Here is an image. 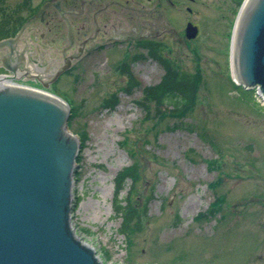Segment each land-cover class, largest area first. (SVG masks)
Instances as JSON below:
<instances>
[{
  "label": "rangeland",
  "instance_id": "374dc122",
  "mask_svg": "<svg viewBox=\"0 0 264 264\" xmlns=\"http://www.w3.org/2000/svg\"><path fill=\"white\" fill-rule=\"evenodd\" d=\"M60 1V11L48 7L44 21L39 15L26 22L17 46L38 50L34 62L46 67L42 78L76 55V67L61 74L55 89L48 87L69 103V129L84 141L74 173V195L81 198L72 217L76 235L103 264H264V100L234 80L237 0H141L143 11L138 3L121 10L108 2L104 8L87 5L86 13L80 0ZM9 2L14 9L19 0ZM97 17L100 24L121 19L120 33L132 38L150 30L148 24L161 34L153 40L163 59L200 72L196 104L186 116H159L154 102L143 108L144 88L165 72L135 41L88 58L77 52L85 36L76 29L94 32ZM66 18L74 22L73 43ZM188 22L198 25L196 37L187 36ZM36 27L46 34L40 41ZM130 75L141 86L130 90ZM19 83L42 88L35 81ZM136 162L140 178L132 201L143 213L152 196L128 239L115 215L114 179Z\"/></svg>",
  "mask_w": 264,
  "mask_h": 264
},
{
  "label": "water",
  "instance_id": "95a60500",
  "mask_svg": "<svg viewBox=\"0 0 264 264\" xmlns=\"http://www.w3.org/2000/svg\"><path fill=\"white\" fill-rule=\"evenodd\" d=\"M236 23L238 80L264 99V0H245ZM70 114L57 95L0 86V264H103L71 225L81 142Z\"/></svg>",
  "mask_w": 264,
  "mask_h": 264
},
{
  "label": "trees",
  "instance_id": "16d2710c",
  "mask_svg": "<svg viewBox=\"0 0 264 264\" xmlns=\"http://www.w3.org/2000/svg\"><path fill=\"white\" fill-rule=\"evenodd\" d=\"M242 1L243 0H237L236 2L240 6ZM32 2V0H19L16 8L10 9L11 4L9 0H0V39L14 36L20 31L21 27L24 26L26 21L30 18V6ZM25 10L28 15L22 13ZM156 48L157 47L153 48L152 56L161 63L165 74L157 84L144 88V98L141 104L144 109H150V102H154V105H156V112L159 116H164L167 111L176 117L186 116L196 104L195 102L201 84V74L199 71L192 73L181 70V68L177 65L175 66L170 59L165 57L163 59L159 53H157ZM128 85L130 86V90L133 87L141 86L140 82L135 80L133 75H130ZM84 137L85 135L83 134L81 139H84ZM139 178V162H136L118 171L114 179L115 198L113 205L115 206V215L122 217L120 231L126 234V238L128 239H130V232L134 231V227L138 228L143 214L147 213V203L152 196L151 195L145 203V211L143 213L140 212L137 202L132 201V192L135 190ZM129 180L131 181L130 189L127 190V195H124L123 192L126 191ZM75 197V207H77L81 198L78 195ZM133 224L134 227H132Z\"/></svg>",
  "mask_w": 264,
  "mask_h": 264
},
{
  "label": "flooded vegetation",
  "instance_id": "af4514ba",
  "mask_svg": "<svg viewBox=\"0 0 264 264\" xmlns=\"http://www.w3.org/2000/svg\"><path fill=\"white\" fill-rule=\"evenodd\" d=\"M81 2V9L82 11H84L86 13V9L85 6L87 5H92L94 7V9H96L97 7L99 8H104L109 6L107 3L110 2V4L115 5L117 8L122 9H126L129 10V8H132V3H138V7L141 8L140 10H146L145 7V3L142 2L141 0H80ZM60 4L61 1L60 0H46V1H41V3H37V4H32V9L34 10V15L33 18H38L40 15V19L42 21L45 20L44 18V14H46V9L48 7L51 6H55L58 8V10L60 11ZM100 6H98V5ZM133 4V5H134ZM98 8V9H99ZM100 10L99 13L97 14V16L100 15ZM40 13V14H39ZM118 12H116L117 14ZM49 14V13H48ZM55 18V17H54ZM95 24L93 27V31L92 33L87 32V30L85 29L84 25L80 26V28H78V30L76 29V32H81L83 31L85 36L84 38H82V40L80 41V45L77 48V52L79 54H83L84 58H88L90 55H92L93 53L98 52V50H102L103 48L109 46V45H120L122 41H135L136 44H134L137 47H144L147 50L153 47V45L155 44V40H153V37H158L161 34H153L151 31V28L147 25V29L150 30H145L146 32L141 33L140 35L137 36V38H132L131 35H122L120 32H122V30L120 29L119 25L123 22L121 21V19H111L108 22H102L101 24L98 21V17L97 19L95 18ZM146 23L147 20L145 19ZM65 22H67L68 24V34L70 36V40L71 43H73L74 38L73 35L75 32H73L74 29V22L70 21V19L66 18ZM144 28H146V26H143ZM152 27V24H151ZM35 31L34 34L36 35V39H38V41L42 40V38L44 36H46L45 31L41 30L40 27H36L34 29ZM76 38V36H75ZM20 40V39H19ZM19 43V41L15 42L14 44H12V46L7 47V49L5 50H1L0 51V64H3L6 71L8 70H15L18 69L21 72L23 71V79L28 80V81H32V82H38L41 85H45V84H49V86L51 88L55 87V84L57 83L58 78L55 77V75L52 77V75L50 76V78H48L47 80L41 78V75L44 73L45 68L46 67H41L37 64L34 63V59L37 57V53L38 50L36 49V51H34L33 54L30 53V51H28L29 49V45L24 46L20 49L19 46H17ZM51 51L49 50V52L47 53V55L52 56ZM66 58L64 59L62 66V69L68 67V71L72 70L74 67H76V65L73 64L74 59L76 58V55L74 53H72L70 56H65ZM30 64H32L31 67ZM8 70H7V69Z\"/></svg>",
  "mask_w": 264,
  "mask_h": 264
},
{
  "label": "bare ground",
  "instance_id": "6f19581e",
  "mask_svg": "<svg viewBox=\"0 0 264 264\" xmlns=\"http://www.w3.org/2000/svg\"><path fill=\"white\" fill-rule=\"evenodd\" d=\"M242 18V16L239 18V20ZM238 30V29H237ZM235 44H236V41H235V43H234V51H232V55H233V68L235 69V76L237 75V72H236V70H238L237 69V58H236V52H235V50H236V47H235ZM15 85V84H13V83H11V81L10 80H8V79H6L5 77H3V76H1L0 77V86L1 85ZM16 87H18V88H25V89H29V90H31V91H38V92H41V93H47V92H43V91H41V90H39V89H31V88H29V87H27V86H17V85H15ZM47 94H49V93H47ZM49 95H51V94H49ZM51 97H52V95H51ZM54 98V97H53ZM99 257V256H98ZM100 259V258H99ZM101 260V259H100Z\"/></svg>",
  "mask_w": 264,
  "mask_h": 264
}]
</instances>
